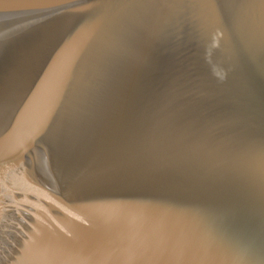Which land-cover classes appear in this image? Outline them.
<instances>
[{"label":"water","instance_id":"water-1","mask_svg":"<svg viewBox=\"0 0 264 264\" xmlns=\"http://www.w3.org/2000/svg\"><path fill=\"white\" fill-rule=\"evenodd\" d=\"M0 264H264V0H0Z\"/></svg>","mask_w":264,"mask_h":264}]
</instances>
